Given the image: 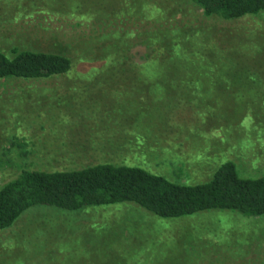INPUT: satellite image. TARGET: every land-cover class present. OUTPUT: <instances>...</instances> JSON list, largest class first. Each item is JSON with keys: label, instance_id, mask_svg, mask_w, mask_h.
Here are the masks:
<instances>
[{"label": "rangeland", "instance_id": "obj_1", "mask_svg": "<svg viewBox=\"0 0 264 264\" xmlns=\"http://www.w3.org/2000/svg\"><path fill=\"white\" fill-rule=\"evenodd\" d=\"M80 1L77 9L57 0H0V51L11 54L15 47L72 58L65 75L0 80V115L6 110L21 119L13 132L27 149L8 148L4 132L0 186L22 169L64 170L99 161L141 166L187 184L207 180L226 159L243 176L263 172L264 12L222 20L204 16L188 0H164L171 6L166 23L160 21L164 38L176 29L178 55L195 59L201 73L218 72L219 79H194L174 95L157 90L165 114L143 123L134 116H146L140 109L151 107L149 80L162 77H134L119 65L101 74L100 57L110 32H130L135 49L151 51L154 34L143 36L153 22L125 9L118 11L124 18L106 12L100 19L90 3L108 2L107 10L117 1ZM117 42L120 47L126 40ZM132 64L140 69L139 62ZM89 71L98 75L86 76ZM0 264H264V216L211 209L161 219L129 204L77 211L36 206L0 232Z\"/></svg>", "mask_w": 264, "mask_h": 264}, {"label": "trees", "instance_id": "obj_2", "mask_svg": "<svg viewBox=\"0 0 264 264\" xmlns=\"http://www.w3.org/2000/svg\"><path fill=\"white\" fill-rule=\"evenodd\" d=\"M57 1L77 9L84 3L80 0ZM111 1V5L117 1L113 8L103 9V6H108V2L90 3L93 5L90 10L95 15L99 14L101 19L106 12L118 16L122 14L124 18L123 12L118 13V11L125 9L128 12H138L141 18L150 19L148 23L153 22L152 31H148L143 36L147 39L149 35L154 34L151 51L147 48L135 49L136 44L130 37V32L122 35L118 32H110L104 35V39L109 40V45L100 57L101 74L112 73L109 72V68L119 65L123 72L127 69V72L134 73V77L139 78L141 74L148 73L149 76L162 77V82H154L153 78L149 80L151 91H149L148 103H151V107L149 110L140 109L146 116L136 114L135 120L147 123L154 119L151 117L147 120V116L152 114L155 117L164 116L165 113L158 104L161 98L158 97L157 90L163 91V95H174L194 79H219L218 72L201 73L197 65H194L195 59L186 60L183 57L185 55H178L176 50L180 49L181 44L179 36L175 35L176 29L168 30L172 35L168 40L164 38L166 36L162 34L160 21L166 23V14L171 9L170 5L166 6L162 3L164 0ZM188 1L190 5L201 10L204 16H213L222 20H235L264 12V0ZM171 14L174 15L172 12ZM171 24L173 22L167 23V26ZM143 38L141 42L145 41ZM162 38L166 41H161ZM118 39H125L126 42L119 47ZM161 42L162 44L156 48L155 45ZM128 53L134 56V62H139L140 69L133 68V61L125 60ZM150 64H153L152 70L145 72ZM71 69L72 58L65 53L15 47L11 54L0 51V80L51 78L65 75ZM87 75L98 74L89 71ZM181 75L185 77L179 84L178 78H181ZM232 78L239 80L243 77L233 74ZM6 112L8 111L5 110L4 114L0 115V131H2L0 138L6 133L9 136L8 148L17 146L26 151L24 142H18L20 137L13 132V129L20 125L21 119L18 120ZM261 113H264V108ZM203 114L204 112L198 111L197 115ZM114 204L133 205L161 219H176L211 209L229 210L247 218L258 219L264 216V169L256 176H243L238 172L236 163L232 159H226L213 170L207 180L192 184L172 181L141 166L107 161L64 170L22 169L14 178L0 186V232L12 226L22 213L36 206L77 211L85 207Z\"/></svg>", "mask_w": 264, "mask_h": 264}]
</instances>
